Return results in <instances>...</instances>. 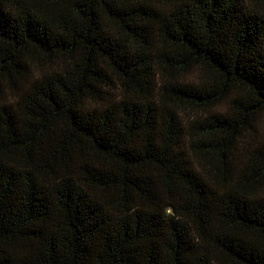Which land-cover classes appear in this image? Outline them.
Wrapping results in <instances>:
<instances>
[{
	"label": "trees",
	"instance_id": "16d2710c",
	"mask_svg": "<svg viewBox=\"0 0 264 264\" xmlns=\"http://www.w3.org/2000/svg\"><path fill=\"white\" fill-rule=\"evenodd\" d=\"M0 264H264V0H0Z\"/></svg>",
	"mask_w": 264,
	"mask_h": 264
}]
</instances>
